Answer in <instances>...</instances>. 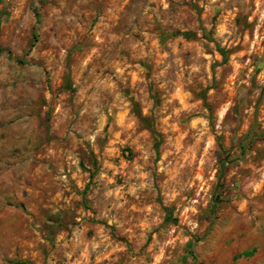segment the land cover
<instances>
[{
  "label": "rangeland",
  "instance_id": "374dc122",
  "mask_svg": "<svg viewBox=\"0 0 264 264\" xmlns=\"http://www.w3.org/2000/svg\"><path fill=\"white\" fill-rule=\"evenodd\" d=\"M0 48V264H264V0H0Z\"/></svg>",
  "mask_w": 264,
  "mask_h": 264
},
{
  "label": "crops",
  "instance_id": "0c3cea01",
  "mask_svg": "<svg viewBox=\"0 0 264 264\" xmlns=\"http://www.w3.org/2000/svg\"><path fill=\"white\" fill-rule=\"evenodd\" d=\"M1 127H0V134H1ZM0 139H1V136H0ZM1 140H0V146H1ZM10 158H11V156L9 155V154H7L6 156H5V158H2V157H0V167L1 166H3L4 165V161L5 160H10ZM0 175H1V171H0ZM3 214H4V212H3V209L1 208V205H0V219L2 218V216H3Z\"/></svg>",
  "mask_w": 264,
  "mask_h": 264
},
{
  "label": "trees",
  "instance_id": "16d2710c",
  "mask_svg": "<svg viewBox=\"0 0 264 264\" xmlns=\"http://www.w3.org/2000/svg\"><path fill=\"white\" fill-rule=\"evenodd\" d=\"M186 36H188V35H186ZM0 51H2V49L0 48Z\"/></svg>",
  "mask_w": 264,
  "mask_h": 264
}]
</instances>
